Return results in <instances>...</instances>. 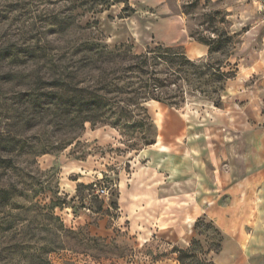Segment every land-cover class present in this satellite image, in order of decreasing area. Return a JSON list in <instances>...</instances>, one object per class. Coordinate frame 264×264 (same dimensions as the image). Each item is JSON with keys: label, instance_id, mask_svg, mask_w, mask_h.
<instances>
[{"label": "rangeland", "instance_id": "rangeland-1", "mask_svg": "<svg viewBox=\"0 0 264 264\" xmlns=\"http://www.w3.org/2000/svg\"><path fill=\"white\" fill-rule=\"evenodd\" d=\"M199 37L224 46L210 55ZM85 40L136 54L181 46L231 77L217 92L197 91L196 80L171 85L184 90L179 107L152 99L139 105L146 111L107 112L81 127L76 87L100 89L104 70L114 71L100 93L114 107L125 97L113 79L125 63L94 62ZM171 110L187 128L172 139L175 153L188 146L185 176L165 147L166 127L180 126ZM250 151L262 162L258 182L264 0H0V264H182L181 250L193 255L185 264H222L224 236L202 209L224 171L245 173ZM182 189L197 208L181 207ZM221 216L247 240L256 216Z\"/></svg>", "mask_w": 264, "mask_h": 264}, {"label": "trees", "instance_id": "trees-1", "mask_svg": "<svg viewBox=\"0 0 264 264\" xmlns=\"http://www.w3.org/2000/svg\"><path fill=\"white\" fill-rule=\"evenodd\" d=\"M124 9L134 11L130 5ZM198 39L209 46L210 55L219 52L224 46L223 39L216 40L212 37H199ZM80 48L91 54L90 59L94 62L103 61L111 64L115 62L116 58H120L125 63L118 70L121 75L113 76V79H119L123 82L118 89L121 94L125 95L123 99H120V102L124 103L123 105L120 103L118 107H114L109 98L100 93L101 89L107 90L108 86L112 84L108 78L115 73L114 71L111 73L104 70L102 76L104 87L100 89L76 87L75 118L81 119V127L85 121H95L97 116L103 117L107 112L119 113L120 116H130L137 108L146 111V107L139 105L152 99L179 107L185 101L184 90L179 88L178 91L171 92V85H177L180 82L190 84L192 80H196L197 91L201 93L210 92L209 90L217 92L219 89H224L223 83L231 77L229 73L222 70L221 64L214 65L202 59L192 60L181 46H166L159 43L155 46H148L143 53L136 54L132 53L128 45L125 46L124 50L122 49L123 51L121 47L111 50L107 45L85 40L80 44ZM219 83L222 84L218 85ZM202 84L209 85L210 89L201 87ZM132 105L135 106V109ZM181 254L182 264H185V258L193 257L191 253L184 250H181Z\"/></svg>", "mask_w": 264, "mask_h": 264}, {"label": "crops", "instance_id": "crops-1", "mask_svg": "<svg viewBox=\"0 0 264 264\" xmlns=\"http://www.w3.org/2000/svg\"><path fill=\"white\" fill-rule=\"evenodd\" d=\"M170 117L177 120L180 126L166 127L165 132V147L171 149L170 156L178 154L180 156V170L182 174H189L190 161H188L189 155L188 146L185 142L180 145V152H174L177 150L172 139H177L178 134H182L181 140L184 138L183 134L187 130L184 126V119L182 115H178L176 111H170ZM180 116V117H178ZM179 130L180 132L178 133ZM169 136V137H168ZM174 149V150H173ZM222 161H225L223 156V148H218ZM167 151V150H166ZM255 156L252 151L244 156V163L246 170L239 178L234 179L230 172L224 171L219 177V187L215 194L212 195V200L202 209L204 213L210 216L217 226H219L224 240L222 242L221 250V263L222 264H245L253 262H260L264 264V178L258 182L251 180V175L255 170H259L262 162L255 161ZM173 161L170 160V170L172 174ZM191 171V170H190ZM187 178V177H186ZM185 181V180H184ZM189 181V177L185 182ZM183 182V184H185ZM181 207L197 208V205L189 203L190 194L186 189H182L180 193ZM221 214L230 215H244L251 214L256 216L254 221L248 224L247 227L251 232L247 240L242 239V233L235 235V231H232L229 218L221 216ZM241 232V231H240Z\"/></svg>", "mask_w": 264, "mask_h": 264}, {"label": "built area", "instance_id": "built-area-1", "mask_svg": "<svg viewBox=\"0 0 264 264\" xmlns=\"http://www.w3.org/2000/svg\"><path fill=\"white\" fill-rule=\"evenodd\" d=\"M99 192L103 194V193L107 192V189L106 188H101V189H99Z\"/></svg>", "mask_w": 264, "mask_h": 264}]
</instances>
